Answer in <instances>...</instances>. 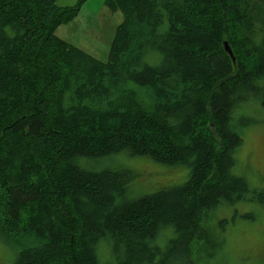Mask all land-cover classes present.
<instances>
[{"label": "trees", "instance_id": "1", "mask_svg": "<svg viewBox=\"0 0 264 264\" xmlns=\"http://www.w3.org/2000/svg\"><path fill=\"white\" fill-rule=\"evenodd\" d=\"M55 2L0 0V235L12 264H101L99 243L104 264L195 263L208 212L250 193L231 172L232 113L248 94L264 105V14L248 0H105L122 21L101 64L53 36L77 11ZM122 153L186 167L187 179L129 199L122 173L83 167Z\"/></svg>", "mask_w": 264, "mask_h": 264}, {"label": "rangeland", "instance_id": "2", "mask_svg": "<svg viewBox=\"0 0 264 264\" xmlns=\"http://www.w3.org/2000/svg\"><path fill=\"white\" fill-rule=\"evenodd\" d=\"M77 1L56 0L58 7L77 6V11L65 23L55 25L52 34L93 60L106 64L115 31L122 21L121 12L109 9L105 0H82L79 5ZM248 1L256 5L255 16L264 14V0ZM260 100L259 96L248 94L243 106L232 113V129L241 143L233 153L231 172L245 180L250 193L243 201L218 205L208 212L204 238L198 241L201 248L193 264H264V199L262 203L249 200L251 192L264 195V105ZM83 167L122 173L129 199L178 187L188 176L186 167H165L145 157L125 153L83 162ZM171 237L170 230L163 231L155 240L156 246L162 249ZM16 251L0 235V264H12ZM97 258L101 264L110 261L106 244L99 243Z\"/></svg>", "mask_w": 264, "mask_h": 264}, {"label": "water", "instance_id": "3", "mask_svg": "<svg viewBox=\"0 0 264 264\" xmlns=\"http://www.w3.org/2000/svg\"><path fill=\"white\" fill-rule=\"evenodd\" d=\"M223 50L226 52V54L231 58L230 51L225 43H223ZM232 60V59H231Z\"/></svg>", "mask_w": 264, "mask_h": 264}]
</instances>
